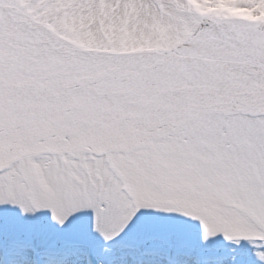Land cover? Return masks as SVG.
Masks as SVG:
<instances>
[{
    "label": "snow or ice",
    "instance_id": "obj_1",
    "mask_svg": "<svg viewBox=\"0 0 264 264\" xmlns=\"http://www.w3.org/2000/svg\"><path fill=\"white\" fill-rule=\"evenodd\" d=\"M0 264H264V0H0Z\"/></svg>",
    "mask_w": 264,
    "mask_h": 264
}]
</instances>
